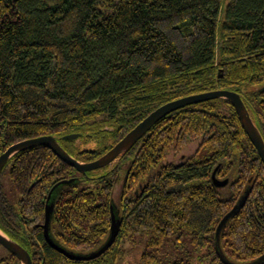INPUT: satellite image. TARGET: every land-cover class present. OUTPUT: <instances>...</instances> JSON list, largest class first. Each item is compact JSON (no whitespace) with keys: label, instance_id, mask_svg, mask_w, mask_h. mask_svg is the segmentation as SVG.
<instances>
[{"label":"trees","instance_id":"trees-1","mask_svg":"<svg viewBox=\"0 0 264 264\" xmlns=\"http://www.w3.org/2000/svg\"><path fill=\"white\" fill-rule=\"evenodd\" d=\"M217 89L241 96L264 140V0H0V153L50 135L94 161L157 107ZM69 179L52 194L56 243L89 253L111 208L121 220L92 260L65 257L40 227L48 192ZM0 231L32 264H120L126 246L142 249L136 264H190L172 255L183 235L198 260L248 264L264 254V164L228 101L187 105L86 175L43 146L14 154L0 172ZM3 251L0 264H20Z\"/></svg>","mask_w":264,"mask_h":264},{"label":"water","instance_id":"water-1","mask_svg":"<svg viewBox=\"0 0 264 264\" xmlns=\"http://www.w3.org/2000/svg\"><path fill=\"white\" fill-rule=\"evenodd\" d=\"M220 72V70H219ZM221 77V76H219ZM215 99H224L228 101L235 110L242 129L253 145L257 152L258 157L264 164V140L252 122V119L248 113V110L241 98V96L230 90L217 89L198 94L188 95L170 102H167L155 110L150 112L145 118H143L137 125H135L130 131H128L118 142L111 146L103 155L94 161L80 162L74 157L69 155L58 143L57 139L50 135L39 136L35 138L25 139L18 141L8 146L3 152L0 153V172L7 164L8 160L16 153L24 151L32 147L43 146L52 151L61 161L68 166L75 169L82 175H86L87 172L104 168L125 155L134 145L149 131V129L161 118L167 114L174 112L184 106L205 102ZM78 137V134H69L64 137L67 140H74ZM212 184L215 187H223L227 183V179L219 180L215 178L214 172L211 175ZM72 179L56 183L48 192L44 206V222L40 225L46 242L59 253L71 260L88 261L101 256L106 252L116 240L118 232L121 226V220L118 217V213H114L113 209H110V225L108 235L105 241L95 250L86 253H76L66 250L64 247L56 243L50 236L49 229L53 216L54 209V197H52L53 191L59 186V184H68ZM246 195L242 197L236 205L221 219L217 228L216 234L220 232L222 227L226 224L231 216L241 209L243 206ZM0 245L9 253L13 254L20 262V264H32L29 253L26 249L20 246L15 241L9 239L4 233L0 231ZM218 257L223 264H234L228 261L222 254L218 252ZM248 264H264V254L258 257L256 260Z\"/></svg>","mask_w":264,"mask_h":264},{"label":"rangeland","instance_id":"rangeland-1","mask_svg":"<svg viewBox=\"0 0 264 264\" xmlns=\"http://www.w3.org/2000/svg\"><path fill=\"white\" fill-rule=\"evenodd\" d=\"M4 182H5L4 183L5 188L8 190L10 188V184L7 180H5ZM81 184H82L81 185L82 187H85V186L92 187L94 185L93 182L88 181V180H83ZM182 244H183V248L181 250L175 251V253L172 254L174 257L188 259L190 261V264H210L208 257L198 260L197 254H195L192 251L189 236L183 235ZM166 249L169 252L172 251L171 249H169V247H166ZM141 250L142 249H139L138 246H132V247L126 246L125 248L126 252H125L124 258L120 264H136L137 261L139 260ZM201 254L204 255L205 251H203ZM2 255H4V251H3V248L0 247V256ZM186 256H188V258H185Z\"/></svg>","mask_w":264,"mask_h":264},{"label":"flooded vegetation","instance_id":"flooded-vegetation-1","mask_svg":"<svg viewBox=\"0 0 264 264\" xmlns=\"http://www.w3.org/2000/svg\"><path fill=\"white\" fill-rule=\"evenodd\" d=\"M77 173L80 174L79 172H77ZM80 175H82V174H80ZM16 243H17V242H16ZM18 244H19V243H18ZM19 245H20V244H19ZM20 246H21V245H20ZM0 247L3 248L1 245H0ZM3 249H4V248H3ZM7 252H8V251H7ZM12 255H13V254H12Z\"/></svg>","mask_w":264,"mask_h":264}]
</instances>
